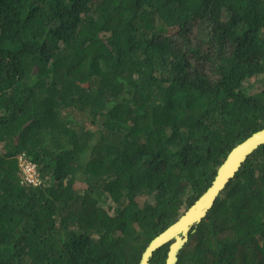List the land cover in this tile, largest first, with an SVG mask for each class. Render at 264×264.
<instances>
[{"label":"trees","instance_id":"1","mask_svg":"<svg viewBox=\"0 0 264 264\" xmlns=\"http://www.w3.org/2000/svg\"><path fill=\"white\" fill-rule=\"evenodd\" d=\"M262 129L264 0H0V264H140ZM178 264H264V145Z\"/></svg>","mask_w":264,"mask_h":264},{"label":"water","instance_id":"2","mask_svg":"<svg viewBox=\"0 0 264 264\" xmlns=\"http://www.w3.org/2000/svg\"><path fill=\"white\" fill-rule=\"evenodd\" d=\"M264 145V129L259 130L238 144L218 169L211 187L185 212L180 219L154 238L143 253L140 264H152L154 253L170 245L165 264H178L179 255L194 227L198 226L217 202L220 194L229 186L248 157Z\"/></svg>","mask_w":264,"mask_h":264},{"label":"built area","instance_id":"3","mask_svg":"<svg viewBox=\"0 0 264 264\" xmlns=\"http://www.w3.org/2000/svg\"><path fill=\"white\" fill-rule=\"evenodd\" d=\"M25 172H26V180L31 183H36L37 182V174H35L34 167L31 165H26L25 166Z\"/></svg>","mask_w":264,"mask_h":264}]
</instances>
